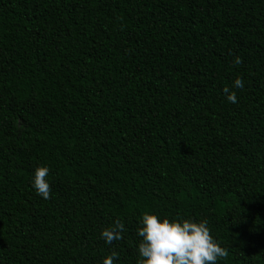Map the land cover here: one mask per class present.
<instances>
[{
	"label": "trees",
	"instance_id": "trees-1",
	"mask_svg": "<svg viewBox=\"0 0 264 264\" xmlns=\"http://www.w3.org/2000/svg\"><path fill=\"white\" fill-rule=\"evenodd\" d=\"M145 211L264 264V0H0V264H137Z\"/></svg>",
	"mask_w": 264,
	"mask_h": 264
},
{
	"label": "clouds",
	"instance_id": "clouds-1",
	"mask_svg": "<svg viewBox=\"0 0 264 264\" xmlns=\"http://www.w3.org/2000/svg\"><path fill=\"white\" fill-rule=\"evenodd\" d=\"M242 58L236 56L233 63L242 64ZM234 87L244 88L243 79L240 76L234 81ZM223 92L229 102L237 103L234 91L225 86ZM50 169L40 166L35 169L33 187L37 195L44 199L51 198V187L46 177ZM124 223L116 219L113 225L106 227L101 238L109 245L114 241L123 239L125 231ZM210 228L206 219L196 222L191 219L178 218L163 221L157 215L145 211L137 228V235L142 238L138 245L139 257L137 264H218V260L226 259L229 252L226 248L214 240L210 234ZM119 258V253L113 250L109 256L103 259V264H114Z\"/></svg>",
	"mask_w": 264,
	"mask_h": 264
}]
</instances>
